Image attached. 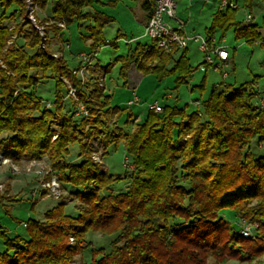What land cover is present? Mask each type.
<instances>
[{"label": "trees", "instance_id": "obj_1", "mask_svg": "<svg viewBox=\"0 0 264 264\" xmlns=\"http://www.w3.org/2000/svg\"><path fill=\"white\" fill-rule=\"evenodd\" d=\"M55 1L51 16L67 26L94 18L86 25L89 51L112 44L103 36L109 18L86 10L98 0ZM253 1L244 0L248 8ZM11 5L16 8L7 14ZM153 5L154 0H146L142 6L150 15ZM0 7V22L24 15L22 0H0ZM237 10L218 9L206 31L210 48L215 46L213 33L229 27H234L235 39L264 47L258 25L252 19L236 22ZM7 36V27L0 26V50ZM26 37H30L26 43H14L1 54L5 67L0 66V152L12 160L47 155L52 168L63 173L62 181L72 187L76 214H66L61 202L46 210L43 220L24 222L26 237L9 236L0 228L4 244L0 264H72L74 255L86 246L89 232L113 237L110 248L107 252L92 248L91 260L78 264H226L229 260L264 264V155L256 156L252 147L264 145V106L258 103L264 91L256 87V78L239 85L224 81L213 85L200 108L191 112L187 105L175 103L159 104L160 112L146 108L130 131L123 128L130 106L111 105L112 95L95 83L79 92L92 107L87 117L75 116L68 106L42 108L43 99L33 89L39 79L52 78L55 99L50 102L59 103L60 76L69 63L64 56L52 57L50 50L40 48L35 31ZM127 45L126 53L113 62H94L95 70L106 74L119 63L118 75L125 86L127 69L133 64L159 81L174 75L177 88L199 66H191L187 48L162 51L150 40ZM17 85L22 92L13 96ZM99 133L105 136L104 152L110 145L123 144L134 167L131 174L125 172L122 178L91 160L89 140ZM73 144L81 157L77 163L64 159ZM123 179L130 181L127 188L111 193L112 185ZM253 200L258 202L251 204ZM240 219L258 223L253 237H243L240 228L232 225Z\"/></svg>", "mask_w": 264, "mask_h": 264}, {"label": "rangeland", "instance_id": "obj_2", "mask_svg": "<svg viewBox=\"0 0 264 264\" xmlns=\"http://www.w3.org/2000/svg\"><path fill=\"white\" fill-rule=\"evenodd\" d=\"M22 1L24 2V15L21 16V19L17 17L15 21L9 18L0 22V26L7 27L8 32L4 46L0 50V66L5 67L1 54L6 53L7 49L14 43L17 46L26 43L27 39L30 38H27L26 35L30 34L32 30L39 37L40 48L50 50L52 57L64 56L69 67L67 72L60 76L63 84L62 100L59 103L50 102L55 99V82L52 78L39 79L36 88L33 89L43 99L41 101L42 108L46 110L68 106L75 116L87 117L92 107L80 99L79 92L80 88L86 87L88 83H95L100 87H106L105 92L112 95L111 105L125 108L128 97L131 99L134 94L138 98V101L130 106L127 115L129 117H126L128 122L123 127L132 131L134 123L139 121L142 114L147 110L146 105L148 103L157 101L160 105H173L174 103L178 107L187 105L186 111L191 112L200 108L201 102L207 97L212 86L222 81L220 72L213 71L212 68H208L205 72L196 69L188 78L187 83L179 85L177 88H174V75L164 77L159 81L153 74H147L137 88L127 90L126 86L122 85V79L118 75L119 63L115 64L106 74L95 70L94 62H98L100 65L113 62L116 56L126 53L127 44L149 42L147 37H140L129 42L130 38L140 36L144 31L142 24L137 21L138 16L142 13L138 7V0H98L94 3V7L86 9L92 13L94 9L99 10L105 17L111 19L109 22L105 19L106 24L107 22L108 24L103 27V36L112 44L100 46L94 51H89L91 41L88 37L89 30L86 29L88 23H94L93 17L83 20L80 26L75 21L67 26L64 20L53 19L51 16L50 7L55 4V0ZM204 1L180 0L177 15L185 21L189 34H198L206 38V31L211 26L218 9L217 3L216 5L211 4L212 0ZM232 1L238 6V10L235 12V21L244 23L246 14L250 12L252 15L251 22L257 24L259 32L264 35V0H254L250 8L246 6L244 0ZM15 8L13 5L9 6L7 14ZM2 10L0 7V13ZM88 14L90 15V13ZM53 27L59 31L55 32ZM119 33H124L126 36H118ZM213 43L215 46L226 48L229 52L230 59L227 65L220 69L228 72V76L224 80L225 83L239 85L256 78V87L260 92L264 91V47L260 46L258 42L248 43L242 38L235 39L234 27H229L225 31L216 30L213 33ZM84 55L87 56L88 61L83 59ZM203 56L204 54L198 49L197 43L191 42L188 45L187 57L192 67L201 63ZM77 84H79L78 87ZM200 84H202L201 87ZM22 89L21 86L17 85L13 96L22 92ZM195 99H198L199 105L193 103ZM141 111L142 114H140ZM124 118L123 116L121 124L125 120ZM55 137L56 134H53L52 140ZM104 138V133H99L90 138L88 148L91 160L101 165L109 173L121 175L122 178L127 172L131 174L134 167L125 156L123 144L118 142L115 146L110 145L104 152ZM252 147L256 156L264 155V145L257 148L256 144L253 143ZM69 150L68 154L65 155V161L79 162L81 157L78 155L77 144L70 145ZM62 176V172L52 168L47 155L34 159L12 160L0 152L1 230L9 236L26 237L24 222L30 219L43 220L45 211L61 202L65 204L64 212L74 216L76 214L74 207L76 200L71 194V185L64 183ZM129 182V180H119L112 185L110 192L124 191ZM257 202L253 200L251 204ZM243 223L251 224V237H253L257 232L258 223L245 219L232 221V225L236 228H240ZM112 238L98 232L87 233L84 243L86 246L74 255L72 264H78L81 261L89 262L92 256V248L97 250L102 248L107 252ZM68 240L69 245H71L73 238L69 237ZM3 250L4 244L0 238V251ZM98 256L96 255V257ZM226 264H255V261L245 263L229 260Z\"/></svg>", "mask_w": 264, "mask_h": 264}, {"label": "built area", "instance_id": "obj_3", "mask_svg": "<svg viewBox=\"0 0 264 264\" xmlns=\"http://www.w3.org/2000/svg\"><path fill=\"white\" fill-rule=\"evenodd\" d=\"M178 1L154 0L153 10L145 24L143 36L152 41L156 48L167 52L185 49L190 42L197 43L198 49L204 54L198 69L205 72L208 68H212L213 71L220 72L222 81H224L228 76V72L221 71L220 69L228 63V50L218 46L210 48L206 38L198 34H188L186 32L185 21L177 15ZM217 7L219 10H223L226 7L238 8L237 4L232 0H218ZM251 19V14L247 13L245 22H249ZM83 59L88 61L86 55H84ZM217 85L219 84H215V86ZM137 101L138 98L133 94V98L127 102V105L131 106ZM193 103L196 104L197 101ZM258 103L260 106H264V98H261ZM146 108L155 112L161 111V106L157 101L148 103ZM251 233V224L243 223L240 227V234L247 238L251 237Z\"/></svg>", "mask_w": 264, "mask_h": 264}, {"label": "crops", "instance_id": "obj_4", "mask_svg": "<svg viewBox=\"0 0 264 264\" xmlns=\"http://www.w3.org/2000/svg\"><path fill=\"white\" fill-rule=\"evenodd\" d=\"M146 0H138L137 2H138V7H139V9L142 11V13L138 16V18H137V21L139 22V23H141L142 24V27H143V29H144V27H145V24H146V22H147V20H148V18H149V12L148 11H146L144 8H143V3L145 2ZM180 1V0H179ZM179 1H178V3H179ZM190 2H194L195 0H189ZM204 1V0H203ZM205 3H206V1H204ZM178 3H177V7H178ZM216 3H217V0H212V2H211V4H213V5H216ZM93 7H94V5H93ZM93 11H95V9L93 10ZM96 11H98V12H100L99 10H96ZM177 14H178V12H177ZM109 18V21L111 20L110 19V17H108ZM181 18V17H180ZM108 21V22H109ZM108 22H107V24H108ZM106 24V25H107ZM105 25V26H106ZM144 32V31H143ZM143 32H142V34L140 35V36H136V37H132V39L130 38L129 40H130V42L131 41H133V40H135V39H137V38H140V37H145V36H143ZM186 32L189 34V31H187V29H186ZM118 36H126L124 33L122 34V33H119V35ZM134 38V39H133ZM148 39V38H147ZM149 40V39H148ZM191 43V42H190ZM189 43V44H190ZM188 44V45H189ZM187 48H188V46H187ZM145 75H143L140 71H138L135 67H134V65L132 64V65H130V67L128 68V70H127V83H126V88H127V90H134L135 88H137L138 87V84L141 82V80H143V77H144ZM169 96V95H168ZM130 99H129V97H128V99L126 100V104H127V102L129 101ZM140 114H142V111L140 112Z\"/></svg>", "mask_w": 264, "mask_h": 264}]
</instances>
